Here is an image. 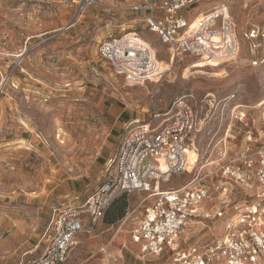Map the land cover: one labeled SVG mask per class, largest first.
I'll use <instances>...</instances> for the list:
<instances>
[{"label":"rangeland","instance_id":"374dc122","mask_svg":"<svg viewBox=\"0 0 264 264\" xmlns=\"http://www.w3.org/2000/svg\"><path fill=\"white\" fill-rule=\"evenodd\" d=\"M76 1L0 0V264H27L39 256L56 209L81 203L101 183L106 166L101 157H110L120 139L112 126L114 108L138 111L140 121H147L176 97L194 96L204 125L193 137L199 160L191 172L161 183L162 190L182 186L200 169L215 171L218 148L237 146L244 134V119H234L228 131L234 112L247 111L253 130L263 127V108L255 105L264 99V36L244 33L264 31V0H201L193 14L228 6L240 43L236 58L218 67L191 68L197 60L183 56L158 81L134 86L100 59L99 43L137 32L160 52L163 64L169 63L166 45L144 27L140 15L128 11L129 0H98L102 6H90L65 29L75 18ZM235 104L242 106L234 110ZM215 174L208 182L219 179ZM251 184L234 188V204L256 199V182ZM143 196L133 192L118 198L94 233L78 237L64 264H142L130 231ZM120 208L123 215L113 218ZM212 226L193 222L179 248L201 245ZM168 259V254L151 257L156 264Z\"/></svg>","mask_w":264,"mask_h":264},{"label":"built area","instance_id":"2783aa9c","mask_svg":"<svg viewBox=\"0 0 264 264\" xmlns=\"http://www.w3.org/2000/svg\"><path fill=\"white\" fill-rule=\"evenodd\" d=\"M129 1L128 11L140 15L144 27L166 45L169 64L188 56L200 66L218 67L238 55L236 26L224 3L193 14L201 0ZM92 5L101 4L98 0H77L75 18L65 29ZM258 35L264 36V31L251 29L244 33L246 38ZM159 53L133 31L109 37L98 45L100 59L131 86L156 82L165 74ZM193 98L191 94L176 97L147 121L126 125L115 153L106 161L101 183L81 203L56 209L44 233L42 253L27 264H64L78 237L94 233L110 204L133 192L144 194L140 199L143 207L133 217L130 231L142 264H156L151 257L158 259L164 254L169 255L167 264H215L220 259L230 264H264V201L258 200L264 198V99L255 105L263 108V127L253 130L249 124L254 120L246 119L247 111L233 113L228 131L234 119H244V134L237 146L223 143L218 148V165L213 173L200 169L178 188L159 187L173 175L191 172L199 160L193 137L204 125ZM235 105L234 110L242 106ZM187 149L194 150L197 156L190 170ZM210 174L219 179L208 182ZM252 181L257 185L256 199L234 204V188H251ZM214 199L218 201L216 206H212ZM195 221L213 225L209 239L201 245L179 248V238ZM217 226L219 230H215Z\"/></svg>","mask_w":264,"mask_h":264},{"label":"crops","instance_id":"0c3cea01","mask_svg":"<svg viewBox=\"0 0 264 264\" xmlns=\"http://www.w3.org/2000/svg\"><path fill=\"white\" fill-rule=\"evenodd\" d=\"M113 115L115 118L113 120L112 126L116 132V137H119V138L121 137L122 133L124 132V128L126 125H128L129 123H132L136 120H142L143 119V114H141L138 111L129 110L126 107L119 108V109L114 108L113 109ZM113 154L108 158H106L105 156H102L101 157L103 159L102 161L103 162H104V160L107 161L109 158H111L113 156ZM98 224H97L96 229L98 228Z\"/></svg>","mask_w":264,"mask_h":264},{"label":"bare ground","instance_id":"6f19581e","mask_svg":"<svg viewBox=\"0 0 264 264\" xmlns=\"http://www.w3.org/2000/svg\"><path fill=\"white\" fill-rule=\"evenodd\" d=\"M163 63H164V62L162 61V63H161L162 69H163L164 71L169 70L171 64H169V63L163 64ZM220 65H221V64H220ZM220 65H217V66H220ZM190 67H191V68H202V67H204V66H200V65L197 63V61H195V62H192V63L190 64ZM185 70H186V69H185ZM223 71H224V70H223ZM200 72H201V70H200ZM221 72H222V71H221ZM157 81H158V80H157ZM186 152H187V156H188L187 169H188V168L191 169V167L194 165V163H195V161H196V159H197V156H196V153L194 152V150H192V149H187Z\"/></svg>","mask_w":264,"mask_h":264},{"label":"trees","instance_id":"16d2710c","mask_svg":"<svg viewBox=\"0 0 264 264\" xmlns=\"http://www.w3.org/2000/svg\"><path fill=\"white\" fill-rule=\"evenodd\" d=\"M122 196H123V195H121L120 197H122ZM120 197H118V198H120ZM118 198H117V199H118ZM117 199H115V200L110 204V206H111V205H112ZM110 206L106 209L103 218H105L106 216H107V218H108V214H109L108 209L110 208ZM122 215H123V208H120L119 210H117L116 213H114L113 218H115V217H121ZM111 219H112V218H110L109 220H111Z\"/></svg>","mask_w":264,"mask_h":264}]
</instances>
